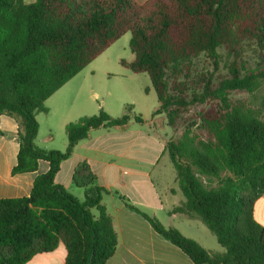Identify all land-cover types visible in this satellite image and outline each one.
I'll return each mask as SVG.
<instances>
[{
  "label": "trees",
  "instance_id": "trees-1",
  "mask_svg": "<svg viewBox=\"0 0 264 264\" xmlns=\"http://www.w3.org/2000/svg\"><path fill=\"white\" fill-rule=\"evenodd\" d=\"M127 33L134 59L121 66L149 76L152 88L145 92L152 89L158 100L151 117L166 115L174 127L182 113L202 107L195 116L202 135L187 128L167 141L184 196L173 213L200 221L223 252L145 218L194 264H264V227L254 216L264 194V0H0V116L18 123L13 173L35 171L39 161L50 165L30 196L0 200V264H26L60 243L65 264H107L115 253L117 234L102 205L107 190L89 164L77 165L73 175L85 189L84 201L55 178L93 131L123 130L133 120L145 123L143 117L131 104L120 117L100 108L66 124L65 152L36 145V117L48 113L51 96ZM220 51L233 59L230 77L217 87L209 80L189 94L193 60L204 55L218 64ZM247 51L257 55L253 68L244 59Z\"/></svg>",
  "mask_w": 264,
  "mask_h": 264
},
{
  "label": "crops",
  "instance_id": "crops-1",
  "mask_svg": "<svg viewBox=\"0 0 264 264\" xmlns=\"http://www.w3.org/2000/svg\"><path fill=\"white\" fill-rule=\"evenodd\" d=\"M123 76L130 77L128 73ZM145 86L150 88L148 84ZM130 90L126 82H113L108 87L97 81L93 83L74 77L46 101L48 113L37 115L36 145L44 150L65 152L68 145L66 124L96 113L93 111L96 101L113 117H120L122 112L125 113L126 105H133L134 114H140L145 123L133 120L123 130L93 131L89 138L78 143L72 156L60 164L55 182L79 201H84L85 189L74 183L73 175L77 165L86 162L96 175L97 184L107 190L102 205L112 218L118 238L116 251L107 264H194L180 248L158 234L145 218L146 215L166 228L178 229L207 250H211L208 246H213V240L200 221L173 213L184 201V196L177 184L176 172L167 160L164 162L168 155L167 132L159 131L164 127H154L155 118L148 119L145 115L147 112L153 114L158 105L153 107V100H143L132 95ZM18 138L17 121L1 115L0 200L30 196L36 178L50 168L47 161H39L35 171L14 174ZM128 204L140 213L131 210ZM93 213L98 215V211ZM254 216L264 227V194L254 205ZM66 257V247L60 243L53 252L38 254L26 264H65Z\"/></svg>",
  "mask_w": 264,
  "mask_h": 264
},
{
  "label": "rangeland",
  "instance_id": "rangeland-1",
  "mask_svg": "<svg viewBox=\"0 0 264 264\" xmlns=\"http://www.w3.org/2000/svg\"><path fill=\"white\" fill-rule=\"evenodd\" d=\"M35 1L36 0H25V3L31 4L34 3ZM136 1L138 3H144L147 0H136ZM129 39H131V33H127L124 36H122L118 41L113 43L106 51H104L98 58H96L85 69H83L76 77L78 79L90 80L93 83L97 81L99 82V84H104L107 85L108 87L111 86L113 82H116V84L119 81L126 82L128 86H130L131 89L130 91H132V95L141 97V99L143 100H153V105H154L153 107H157L158 100L156 93L152 91V89L149 90L150 91L149 94L145 92L146 90L145 85L148 84L149 87L152 88V84L149 76L147 74L133 75L131 71L121 66L122 60L131 61L134 59V55L129 47V43H130ZM219 53L221 54V58L218 61V64H216L213 60H211L209 57H206L204 55H201L199 58H197V60L196 59L193 60L192 68L189 76V84H188L190 88V91H188L189 94L192 91H198V92L202 91L203 85L209 80L211 81L214 87H217L220 84V82L230 77L228 67L230 63L233 61V59L229 58L223 51H220ZM244 59L245 61L248 62L247 66H250V68L256 66L257 55L255 54V52L247 51L245 53ZM123 73H128L130 77L125 78L123 76ZM233 96L235 98L244 97L243 94H239V93H234ZM201 109L202 107H194L188 111H185L179 116L174 127L169 126L168 119L167 117H165L166 115L156 116L155 117L156 121L153 122V125L156 128L164 127V128H159L158 130L161 132H167L168 141L179 138L187 128H190L196 134L202 135L203 131L199 129L200 123H198L195 118L196 114H198V112ZM99 110L100 107L98 102L96 101L94 102L93 105V111H97V112L94 113V115L98 114ZM151 114L152 112H147V114L145 115H147L146 117H148V119H151L152 118ZM121 115H123V112L122 114H120V116ZM166 160L169 162L170 168H172L175 172V169L173 168L174 166L172 164V161L170 160L169 155H167V159H165L164 162H166ZM201 226L202 228H204L208 236L213 240V246H208L210 247L209 249H211L209 251L213 253L223 252V249L217 243L216 237L207 229L205 225H201Z\"/></svg>",
  "mask_w": 264,
  "mask_h": 264
}]
</instances>
